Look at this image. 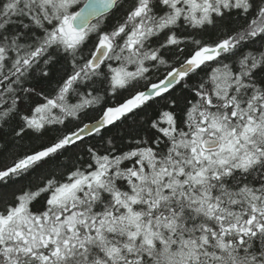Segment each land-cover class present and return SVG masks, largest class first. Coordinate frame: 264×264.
Instances as JSON below:
<instances>
[{
  "label": "snow or ice",
  "instance_id": "1",
  "mask_svg": "<svg viewBox=\"0 0 264 264\" xmlns=\"http://www.w3.org/2000/svg\"><path fill=\"white\" fill-rule=\"evenodd\" d=\"M0 264H264V0H0Z\"/></svg>",
  "mask_w": 264,
  "mask_h": 264
}]
</instances>
